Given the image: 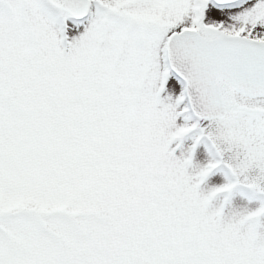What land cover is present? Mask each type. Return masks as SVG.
I'll return each mask as SVG.
<instances>
[{
    "label": "snow or ice",
    "instance_id": "snow-or-ice-1",
    "mask_svg": "<svg viewBox=\"0 0 264 264\" xmlns=\"http://www.w3.org/2000/svg\"><path fill=\"white\" fill-rule=\"evenodd\" d=\"M262 184L264 0H0V264H264Z\"/></svg>",
    "mask_w": 264,
    "mask_h": 264
},
{
    "label": "rangeland",
    "instance_id": "rangeland-1",
    "mask_svg": "<svg viewBox=\"0 0 264 264\" xmlns=\"http://www.w3.org/2000/svg\"><path fill=\"white\" fill-rule=\"evenodd\" d=\"M219 182H224L223 176H220ZM261 188H264V184L261 185ZM240 193H243V195H240ZM261 201H264V191L253 190L243 185H238L236 194L231 198L230 203L224 206L223 214L227 217L234 211H241L245 209L255 210L260 206ZM220 202V200L213 201L212 207H219ZM259 219L261 223H264V217H260Z\"/></svg>",
    "mask_w": 264,
    "mask_h": 264
}]
</instances>
